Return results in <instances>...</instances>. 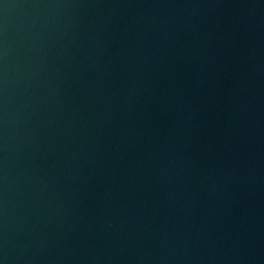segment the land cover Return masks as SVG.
I'll return each instance as SVG.
<instances>
[{"label": "water", "instance_id": "obj_1", "mask_svg": "<svg viewBox=\"0 0 264 264\" xmlns=\"http://www.w3.org/2000/svg\"><path fill=\"white\" fill-rule=\"evenodd\" d=\"M0 264H264V0H0Z\"/></svg>", "mask_w": 264, "mask_h": 264}]
</instances>
